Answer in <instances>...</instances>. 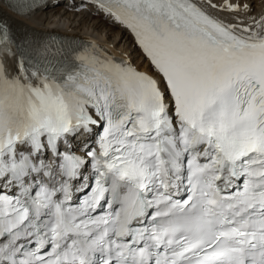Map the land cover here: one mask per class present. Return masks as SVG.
<instances>
[{
  "label": "snow or ice",
  "instance_id": "snow-or-ice-1",
  "mask_svg": "<svg viewBox=\"0 0 264 264\" xmlns=\"http://www.w3.org/2000/svg\"><path fill=\"white\" fill-rule=\"evenodd\" d=\"M92 2L154 75L92 41L28 54L0 12V264H264V13Z\"/></svg>",
  "mask_w": 264,
  "mask_h": 264
},
{
  "label": "bare ground",
  "instance_id": "bare-ground-1",
  "mask_svg": "<svg viewBox=\"0 0 264 264\" xmlns=\"http://www.w3.org/2000/svg\"><path fill=\"white\" fill-rule=\"evenodd\" d=\"M59 1L65 2L68 7L73 6H86L89 5L93 11L84 12L82 8L74 13L67 11L56 20L52 17H57L59 11H54L56 4ZM50 2V3H49ZM198 2L206 6V10L213 16L218 17L225 22L235 23L238 19L244 20L248 23V16L259 17L264 13V0H259L253 6V11L245 13L243 11L229 12L217 8L207 7V0H198ZM232 3H250V0H231ZM212 3L220 5L223 0H212ZM8 0H0V12H2L5 21L10 25V28L14 32V36L20 39L24 44L30 40L36 38H42L49 36L51 32H56L73 38H80L83 41L89 43V41L96 42L110 46L115 52L124 56H128L136 63H139L143 52L137 45L133 34L119 23L114 22L110 17L106 16L103 12L99 11L91 0H57L53 5V0H48L47 6H43V3L39 7L31 11L17 10L14 7L9 6ZM258 5V6H257ZM81 6V7H82ZM54 11V12H53ZM75 11V10H74ZM73 11V12H74ZM58 12V13H57ZM73 16V18H71ZM68 19V21L66 20ZM69 21H71L69 23ZM117 28V31L115 30ZM107 30V33H104ZM119 38V40H118ZM124 41V42H123ZM134 48L133 51L127 50L126 44ZM146 62L143 61L145 67ZM150 71H154V68L149 66Z\"/></svg>",
  "mask_w": 264,
  "mask_h": 264
},
{
  "label": "rangeland",
  "instance_id": "rangeland-1",
  "mask_svg": "<svg viewBox=\"0 0 264 264\" xmlns=\"http://www.w3.org/2000/svg\"><path fill=\"white\" fill-rule=\"evenodd\" d=\"M257 1H259V0H250V4L252 5V8H251V11H253V6L257 3ZM50 3V2H49ZM258 6V5H257ZM78 8H82L83 10H84V12H90V11H93V9L90 7V6H85V7H79V6H77V7H73V6H70L69 5V7H68V5L65 3V2H63V1H59L57 4H56V6H55V9H54V11H59L60 13L58 14V16L56 17H52V19H56V20H58L61 16V14H63V13H65L66 11H67V13H69L70 11H72V13H74L75 14V12L76 11H78L79 9ZM75 10V11H74ZM53 11V12H54ZM74 11V12H73ZM58 13V12H57ZM71 18H73V16H71ZM61 19H63V17H61ZM111 19V18H110ZM66 20L68 21V19L66 18ZM112 20V19H111ZM71 21H69V23H70ZM107 30L108 29H106V31L105 32H103V34L104 33H107ZM115 30L117 31V28H115ZM118 40H119V38H118ZM124 42V41H123ZM126 46H127V50H130L131 49V51H133L134 50V48L133 47H131L130 45H129V43L128 44H126ZM128 48H130V49H128ZM141 60V59H140ZM140 60H139V62H140Z\"/></svg>",
  "mask_w": 264,
  "mask_h": 264
}]
</instances>
